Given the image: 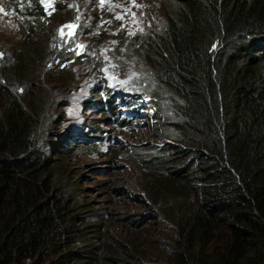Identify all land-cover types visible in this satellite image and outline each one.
I'll return each instance as SVG.
<instances>
[{"label":"trees","instance_id":"obj_1","mask_svg":"<svg viewBox=\"0 0 264 264\" xmlns=\"http://www.w3.org/2000/svg\"><path fill=\"white\" fill-rule=\"evenodd\" d=\"M168 1L141 43L161 93L142 97L169 141L144 164L152 213L93 210L41 147L40 117L4 88L0 264H264V0ZM34 16L32 35L47 22Z\"/></svg>","mask_w":264,"mask_h":264},{"label":"rangeland","instance_id":"obj_2","mask_svg":"<svg viewBox=\"0 0 264 264\" xmlns=\"http://www.w3.org/2000/svg\"><path fill=\"white\" fill-rule=\"evenodd\" d=\"M38 6L47 22L32 35ZM170 9L168 0H0V96L5 88L40 117L41 147L93 210L152 213L144 164L169 141L156 135L163 117L139 105L142 94H161L144 74L141 43L162 29ZM64 25L75 27L61 34ZM116 104L122 114L110 109ZM161 105L168 116L169 106ZM114 188L131 198L107 205Z\"/></svg>","mask_w":264,"mask_h":264},{"label":"clouds","instance_id":"obj_3","mask_svg":"<svg viewBox=\"0 0 264 264\" xmlns=\"http://www.w3.org/2000/svg\"><path fill=\"white\" fill-rule=\"evenodd\" d=\"M142 104H140L139 103V105H146L147 107H149L150 108V106H148V104H150L151 103V100H150V98L149 97H147V98H142ZM134 105V108L133 109H131L132 110V112H134L136 109H137V105L136 104H133ZM131 110L130 111H126L125 113H124V117H125V119H130V117H132V112H131ZM123 113V111H121V114ZM138 113H135V116L137 115Z\"/></svg>","mask_w":264,"mask_h":264},{"label":"snow or ice","instance_id":"obj_4","mask_svg":"<svg viewBox=\"0 0 264 264\" xmlns=\"http://www.w3.org/2000/svg\"><path fill=\"white\" fill-rule=\"evenodd\" d=\"M101 3H103V0H101ZM137 6H139V5H137ZM133 15H135V14H133ZM117 19H122L123 17H121V16H117L116 17ZM75 27V25H64V26H62V28L60 29V32H61V34H63V29L64 28H74ZM132 34H134V33H132ZM77 47L78 48H83L84 46L83 45H77ZM77 54H79V53H77Z\"/></svg>","mask_w":264,"mask_h":264},{"label":"water","instance_id":"obj_5","mask_svg":"<svg viewBox=\"0 0 264 264\" xmlns=\"http://www.w3.org/2000/svg\"><path fill=\"white\" fill-rule=\"evenodd\" d=\"M51 0H40V4L47 5Z\"/></svg>","mask_w":264,"mask_h":264}]
</instances>
